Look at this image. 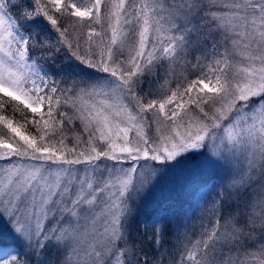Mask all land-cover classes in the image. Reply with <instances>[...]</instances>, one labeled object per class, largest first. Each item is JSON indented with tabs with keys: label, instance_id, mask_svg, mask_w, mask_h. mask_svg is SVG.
I'll return each mask as SVG.
<instances>
[{
	"label": "snow or ice",
	"instance_id": "6c2138e0",
	"mask_svg": "<svg viewBox=\"0 0 264 264\" xmlns=\"http://www.w3.org/2000/svg\"><path fill=\"white\" fill-rule=\"evenodd\" d=\"M0 162V264H264V0H0Z\"/></svg>",
	"mask_w": 264,
	"mask_h": 264
},
{
	"label": "rangeland",
	"instance_id": "374dc122",
	"mask_svg": "<svg viewBox=\"0 0 264 264\" xmlns=\"http://www.w3.org/2000/svg\"><path fill=\"white\" fill-rule=\"evenodd\" d=\"M2 164V162H0ZM207 191L203 187H195L187 184L182 178H177L175 183L167 185L163 190L158 189L154 193V199H150L146 208L150 209L155 200L160 199L161 196L171 197L172 201H186L184 203V210L189 214L194 213L191 224L199 223L200 210L198 205L202 203L201 197ZM191 205V207H189Z\"/></svg>",
	"mask_w": 264,
	"mask_h": 264
}]
</instances>
